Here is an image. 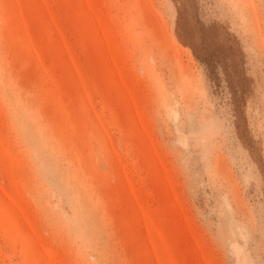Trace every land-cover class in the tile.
<instances>
[{
    "label": "rangeland",
    "instance_id": "374dc122",
    "mask_svg": "<svg viewBox=\"0 0 264 264\" xmlns=\"http://www.w3.org/2000/svg\"><path fill=\"white\" fill-rule=\"evenodd\" d=\"M0 264H264V0H0Z\"/></svg>",
    "mask_w": 264,
    "mask_h": 264
}]
</instances>
